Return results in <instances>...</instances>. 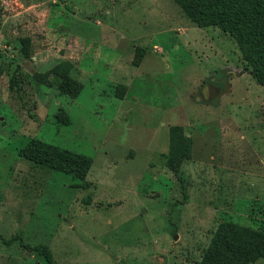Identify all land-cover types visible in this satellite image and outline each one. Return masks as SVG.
Here are the masks:
<instances>
[{
	"label": "rangeland",
	"instance_id": "1",
	"mask_svg": "<svg viewBox=\"0 0 264 264\" xmlns=\"http://www.w3.org/2000/svg\"><path fill=\"white\" fill-rule=\"evenodd\" d=\"M207 19L202 0H0V264H47L22 244L54 264L264 250V85ZM30 138L89 164L23 158Z\"/></svg>",
	"mask_w": 264,
	"mask_h": 264
},
{
	"label": "trees",
	"instance_id": "2",
	"mask_svg": "<svg viewBox=\"0 0 264 264\" xmlns=\"http://www.w3.org/2000/svg\"><path fill=\"white\" fill-rule=\"evenodd\" d=\"M208 19L195 21L198 27L215 26L226 32L236 43L241 58L250 66V74L259 85H264V7L259 0H239L242 13H236L230 0H202ZM19 156L76 178L73 167L90 159L82 154L53 145L40 139L30 138L18 150ZM8 239L7 241H9ZM12 240V239H11ZM6 240L4 242H7ZM30 250L39 252L47 264H54L45 245L22 244ZM264 257V250L246 255L238 264H247Z\"/></svg>",
	"mask_w": 264,
	"mask_h": 264
},
{
	"label": "crops",
	"instance_id": "3",
	"mask_svg": "<svg viewBox=\"0 0 264 264\" xmlns=\"http://www.w3.org/2000/svg\"><path fill=\"white\" fill-rule=\"evenodd\" d=\"M107 153V152H106ZM105 154V153H104ZM107 155V154H106ZM104 158H105V156H104Z\"/></svg>",
	"mask_w": 264,
	"mask_h": 264
}]
</instances>
